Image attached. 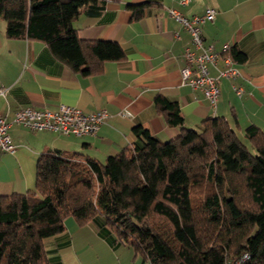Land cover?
<instances>
[{"label":"trees","instance_id":"16d2710c","mask_svg":"<svg viewBox=\"0 0 264 264\" xmlns=\"http://www.w3.org/2000/svg\"><path fill=\"white\" fill-rule=\"evenodd\" d=\"M108 1L118 0H0L4 34L42 41L72 70L97 73L124 51L79 38L72 22ZM150 3L127 4L132 19ZM224 54L236 63L246 57L231 45ZM154 104L180 127L177 137L160 142L135 125L133 143L104 162L75 152L38 156L34 188L0 196V264H50L43 239L66 216L79 224L101 217L150 264H227L243 253L245 264H264V132L250 124L241 138L222 116L186 128L176 101L157 94Z\"/></svg>","mask_w":264,"mask_h":264},{"label":"crops","instance_id":"0c3cea01","mask_svg":"<svg viewBox=\"0 0 264 264\" xmlns=\"http://www.w3.org/2000/svg\"><path fill=\"white\" fill-rule=\"evenodd\" d=\"M150 1L139 19H132L129 3ZM118 0L106 2L98 13L80 12L73 19L77 36L112 40L124 51L119 61H107L93 74L72 70L59 61L42 41L12 39L4 34L0 17V116L12 120L20 107L55 109L66 104L108 116L94 135H62L31 130L12 122L8 133L13 152L0 153V196L22 194L34 188L36 161L45 151L79 153L104 162L135 140L132 128L141 125L160 142L177 137L179 126L168 125L154 104L159 94L176 101L183 126L199 130L207 116H222L243 137V129L256 125L264 132V9L263 0ZM215 8L212 22L202 24L205 45L224 53L229 42L245 59L235 62L240 74L220 78L213 107L200 90L181 82L183 51L191 47L187 30L168 14L174 8L187 17ZM214 73V70H210ZM234 86L241 88L235 92ZM127 110L130 115L120 112ZM64 228L45 237L50 264H150L120 241L101 217L77 223L63 219Z\"/></svg>","mask_w":264,"mask_h":264},{"label":"built area","instance_id":"2783aa9c","mask_svg":"<svg viewBox=\"0 0 264 264\" xmlns=\"http://www.w3.org/2000/svg\"><path fill=\"white\" fill-rule=\"evenodd\" d=\"M188 1L180 0L179 3L186 5ZM215 13V8L208 7L203 14L187 17L174 8L168 9V14L187 30L191 41V47L186 48L182 53L184 64L180 68L181 82L194 90H200L213 107L219 96V79H235L240 74L231 56L218 52L212 45H205L203 42L202 24L205 21L212 22ZM229 46V42L224 43V52L228 50ZM211 69L214 70V73L210 72ZM233 88L237 94L242 91L240 87L234 86ZM5 93L6 89H0L1 95H5ZM120 113L130 115L127 110ZM107 116L108 113L105 109L84 112L66 104H60L55 109L20 107L14 111L12 120H6L4 116H0V153L15 150L8 133L12 122L19 123L31 130L80 137L94 135ZM248 258L249 255L243 253L234 261H227V264H245Z\"/></svg>","mask_w":264,"mask_h":264},{"label":"rangeland","instance_id":"374dc122","mask_svg":"<svg viewBox=\"0 0 264 264\" xmlns=\"http://www.w3.org/2000/svg\"><path fill=\"white\" fill-rule=\"evenodd\" d=\"M1 17V16H0ZM2 18V17H1ZM250 151L254 152V150L252 149V147L248 146Z\"/></svg>","mask_w":264,"mask_h":264}]
</instances>
